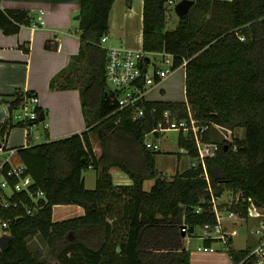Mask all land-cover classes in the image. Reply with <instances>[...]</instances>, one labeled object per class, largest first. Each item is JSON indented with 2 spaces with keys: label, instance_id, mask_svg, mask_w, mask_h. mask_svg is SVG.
Returning a JSON list of instances; mask_svg holds the SVG:
<instances>
[{
  "label": "trees",
  "instance_id": "trees-1",
  "mask_svg": "<svg viewBox=\"0 0 264 264\" xmlns=\"http://www.w3.org/2000/svg\"><path fill=\"white\" fill-rule=\"evenodd\" d=\"M114 2L81 0V47L75 60L84 58L85 64L72 62L50 83L52 89L80 90L87 129L16 147L10 155L12 164L26 166L34 184L29 194L8 191L0 182V222L8 224L4 234L12 236L9 248H0V264H191L182 227L196 231L197 226L216 224L213 198L240 193L239 203L229 209L247 221L251 201L264 209V0H194L173 29H167L169 0H144L142 47L174 54L175 69L187 60L186 99L146 100L143 117L136 119L131 108H119L106 81L107 50L101 43L110 32ZM127 2L131 6L132 0ZM29 17L33 15L0 6V29L16 34ZM29 94L17 91L5 100L15 108ZM36 111L39 117L28 123L0 121V143L15 127L37 124L44 109L37 106ZM190 115L200 128L207 126L200 133L204 142L212 141L209 128L214 125L243 129L244 134L220 141L204 166L193 129L188 134L181 130L178 144L193 164L170 178L162 176L156 164L161 151L146 147L147 134L184 119L191 126ZM95 131L100 154L91 136ZM9 168L4 163L0 174L13 187ZM89 168L98 170L94 188L86 186ZM113 168L124 171L131 183H116ZM148 179L155 180L150 190L144 188ZM39 190L44 197H37ZM57 204H78L85 213L54 220ZM38 233L51 246L55 262L39 259L31 248L28 239ZM217 242L203 241L207 247ZM224 249L239 264L252 248H235L230 236Z\"/></svg>",
  "mask_w": 264,
  "mask_h": 264
},
{
  "label": "crops",
  "instance_id": "crops-1",
  "mask_svg": "<svg viewBox=\"0 0 264 264\" xmlns=\"http://www.w3.org/2000/svg\"><path fill=\"white\" fill-rule=\"evenodd\" d=\"M4 2L6 6L2 7L3 9L25 11L33 17L27 18L29 21L22 24L20 31L16 34H6L0 29V97L5 100L17 91L30 92L26 98L32 95L39 98V106L44 109L46 121L40 135H33L31 129L22 127V137L17 135L14 140L11 137L12 129L1 150L2 153L8 152L5 156L7 157L16 147L42 143L36 141L40 137H44L46 142L81 133L87 129V122L78 88L57 90L50 87L52 79L68 68L72 62L73 64L75 62V66L78 67L85 64L84 58L80 61L75 60L81 47L80 31L77 29L81 0H4ZM143 5L144 0H132L131 6L128 5L127 0H115L109 16L108 40L113 32L119 33L121 40L111 46L143 48ZM42 11L45 23L39 27H33L30 21L35 22L36 16ZM185 76L186 73H184V84ZM175 80L177 78L166 85H172L171 83ZM165 81L166 79L154 87L150 93L158 90L162 96L165 92ZM150 100L164 99L150 98ZM167 130L175 129L164 131ZM160 131L162 130L157 131L159 135ZM94 135L97 138H94ZM91 136L93 144L99 143L97 141H100V136L97 131L92 132ZM147 138L152 141L149 136ZM95 150L97 154H100L96 148ZM183 154L185 156L183 155L180 161L178 159L176 165L178 167L182 161L185 163L181 172L193 164L185 149ZM158 157L159 154L156 164ZM112 174L116 183L129 184L132 181L124 171L118 168H113ZM150 180L152 181L150 188L145 186L147 180L144 183L146 190H150L155 182L154 179ZM84 213V207L78 204H57L54 206L53 219L63 220L81 216ZM218 244L219 242L213 243L214 249L208 251L199 250L197 248L199 245L191 249V264H234L223 245L218 247Z\"/></svg>",
  "mask_w": 264,
  "mask_h": 264
},
{
  "label": "built area",
  "instance_id": "built-area-1",
  "mask_svg": "<svg viewBox=\"0 0 264 264\" xmlns=\"http://www.w3.org/2000/svg\"><path fill=\"white\" fill-rule=\"evenodd\" d=\"M176 0H169V4L175 3ZM37 19L31 25L33 27H39L45 23L44 12L38 13L36 16ZM241 39H245L244 36H241ZM108 35L102 38L101 46L107 50V62H106V81L108 84V88L110 92L113 93L114 99H116L118 106L120 109L131 108L133 110V117L136 119L138 117H143L144 115V107L143 104L146 100H150L149 93L150 91L158 86L161 82H163L168 76H170L173 72H175L178 68L183 67L187 64V60L177 69L174 68V54L168 53L166 51L160 52H149L140 49H130L124 46H109L107 45ZM151 55L160 56L159 62H162L167 65L166 68L157 67L156 63L152 62ZM149 58V61L146 58ZM154 64L155 69L153 72L150 71V65ZM146 68V70H145ZM140 80L143 84H140ZM39 106V98L37 96H30L24 99L23 103L19 106L12 108L11 103L2 99L0 97V111H5V116L2 120L12 119L16 117L17 122L22 121L28 123L29 121L35 120L39 117L36 107ZM190 108V106H189ZM21 109L23 113H18L14 115V111ZM191 116V115H190ZM165 117H170V112H165ZM1 120V121H2ZM195 120L191 116V126L189 125L187 120H181L180 122H174L169 128H159L156 129L149 134L147 137L158 130H166V129H175L179 131H183L188 134L190 129L194 131V138L197 142L200 157L203 165L205 166L204 158L208 155H211L214 150L205 154L202 151L203 146L207 147L208 145L202 140L201 134L206 131L207 126L204 127H196ZM35 126L32 125L31 128ZM144 144L147 148L153 149L156 148L157 145L153 143L151 140L146 138ZM4 145V144H3ZM9 162L10 168L8 169V174L15 179L14 186L11 187L7 181L1 175V186L8 191L11 189L21 191L26 190L29 194H31V187L34 184L33 177L27 173L26 166L24 164H12L10 161V155L4 157V159H0V167L4 165V163ZM37 197H44V192L39 190L37 191ZM230 200L225 207L220 208L216 198H213V208L217 217V223L214 225L205 224L202 226V233L199 235L201 239H216L222 242V245L226 244V241L231 236L229 232V226L225 223L227 220L233 225H237L240 223L239 214L233 210L229 209V206L233 203H239L240 193L236 196L233 194H229ZM5 205H8V202L4 201ZM202 207L197 208V212H201ZM244 219V218H243ZM254 222L255 230L254 234L258 237V243L254 248L251 249L249 254L244 258V261H248L250 264H264V209L258 207L252 201L248 206V221ZM8 224L4 221L0 222V237L4 235L5 228ZM182 231L185 233V240L187 242L193 237L191 235L195 234L194 231H189V226H183ZM219 242V243H220ZM199 250L208 251L213 250L214 247H207L205 244L199 245L197 247ZM241 262V263H242ZM239 263V264H241Z\"/></svg>",
  "mask_w": 264,
  "mask_h": 264
},
{
  "label": "rangeland",
  "instance_id": "rangeland-1",
  "mask_svg": "<svg viewBox=\"0 0 264 264\" xmlns=\"http://www.w3.org/2000/svg\"><path fill=\"white\" fill-rule=\"evenodd\" d=\"M178 0H176L173 4H168V23H167V29H173L177 26L179 21V16L176 12L175 6L177 4ZM137 5V3H135ZM0 6L5 7L6 3L4 0H0ZM109 40L107 42V45H115L118 42H120L121 38L119 33L113 32V34H110ZM152 56V62L157 64V67L159 68H166L167 65L159 62L160 56L158 55H151ZM155 69L154 64L150 65V71L153 72ZM184 73L185 69L183 67L178 68L175 72H173L170 76L166 78V83L172 82L174 79L175 82L171 83L172 85H166L165 86V92L162 96L158 93V90H153L149 94V98L151 99H164V100H173V101H184L186 98L185 94V84H184ZM18 113H23L21 109L15 110L14 115H17ZM47 120V119H46ZM14 122H17L16 117L13 118ZM45 120H40L37 124H35L34 128H31V132L33 135H40V133L43 131V127L45 124ZM197 123V121H196ZM199 124V123H198ZM197 124V125H198ZM196 125V127H197ZM22 127H15L11 133V137L15 140V137L19 135L22 137L23 131L21 130ZM209 135L211 137L210 142H204L208 146H203L202 151L205 154H208L211 150H215L216 145L225 139L231 140L236 137H242L244 134L243 129H238L236 131H229L225 130L222 126H212L209 128ZM208 130V129H207ZM161 134L159 136H156V134L149 135V138L152 139V141L155 142L156 149L160 150L161 153L159 154L158 160H157V167L159 172L162 176H166L168 178L175 175L177 171L181 172V170L185 167V163L183 161L179 164L177 167V161L181 160L183 158V151L184 149L180 147L178 144V136H179V130H167V131H160ZM94 138H97L96 135H94ZM98 140V139H97ZM36 141L44 142L45 138L40 137ZM94 144L95 148L98 150V153H101L102 147L100 144V141L98 140ZM4 145L2 146V148ZM2 148H0V159H4V157L8 154V152L3 151L1 152ZM185 156V155H184ZM183 160V159H182ZM185 162V161H184ZM98 170L95 168H89L84 172V176L86 177V186L88 188H94L95 187V181H96V175ZM0 175V179H1ZM152 183V181L149 179L146 181V188H150L149 185ZM228 192H226L220 199H217L218 205L224 204L223 207L228 204L230 197ZM222 207V209H223ZM221 208V207H220ZM225 223L229 226V232L233 241V246L237 249H245V248H254L256 244L258 243V237L254 234L255 226L254 222L249 221L246 222L245 219L240 218V223L237 225H233L227 220ZM202 233V227L197 226L195 234L190 239L189 242L186 241V247L188 250L195 249L198 245L203 244V239L199 237V235ZM75 236L73 233L69 235L70 239H73ZM29 244L31 248L34 250L35 253H38L39 259L43 261L48 262H55V255L52 252L51 246H49L44 239L43 235L38 233L34 236H31L29 239ZM222 242H220L217 246L221 247Z\"/></svg>",
  "mask_w": 264,
  "mask_h": 264
},
{
  "label": "water",
  "instance_id": "water-1",
  "mask_svg": "<svg viewBox=\"0 0 264 264\" xmlns=\"http://www.w3.org/2000/svg\"><path fill=\"white\" fill-rule=\"evenodd\" d=\"M194 3V0H180L177 2L175 9L179 17L186 16L192 5ZM80 18V15L77 16V19ZM147 61H149V58H146ZM146 70V68H145ZM5 116V111H0V121ZM45 116L44 113H41L40 120H44ZM3 144L0 143V148H2ZM194 231V227H191V232ZM12 240V236L9 234H4L0 237V248L2 251H5L9 248L10 241Z\"/></svg>",
  "mask_w": 264,
  "mask_h": 264
}]
</instances>
